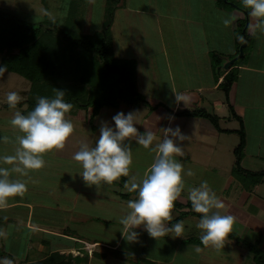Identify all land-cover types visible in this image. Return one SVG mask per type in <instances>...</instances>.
Wrapping results in <instances>:
<instances>
[{
	"label": "rangeland",
	"instance_id": "1",
	"mask_svg": "<svg viewBox=\"0 0 264 264\" xmlns=\"http://www.w3.org/2000/svg\"><path fill=\"white\" fill-rule=\"evenodd\" d=\"M204 1L207 0H128L127 7L125 6L123 9H120L118 5H115L114 7L115 11L117 8L118 9L116 12H113L114 24L110 27L109 31L110 37H112V51L114 55L118 58L123 57L134 60L137 75L136 77L139 79L140 85L138 84V86L140 87L141 93L145 95L147 99L149 98L154 100L156 98H160L164 100V102L162 101L161 103L166 105L168 109H171V106L173 105V101L171 100L173 88L178 91L182 88H188V73H191L192 75L194 72L203 73V67L205 68L209 62V66H211V68L209 66L207 67L211 69L215 79L218 80L214 74L212 66V64L217 65L218 59L214 60V58L211 57L212 54L216 52H207L208 50H206V52L204 51L207 48L206 43L209 41L208 38L204 37L202 33L204 25L209 24V27L212 25L213 27L216 26L213 31H217L219 36L222 38L230 33H233V35L242 33L245 28L246 34L253 35L255 33L253 40L244 48L246 52L245 58L240 60L239 63L247 62L248 59L253 56V53L255 52L254 46L256 39L259 37L260 33L263 32L260 27H255V29L250 28V24L256 23L254 17L249 16L247 20V18L244 17L243 12L233 6V2L241 3V5H243L242 0H229V2L233 5H224L226 9L228 8L227 11L230 14L229 16L233 18V22H231L232 24L229 23L228 25L223 24L221 19L216 18L217 15L215 13L211 12L210 15V11L208 10L212 5L206 3L205 9ZM210 1V3L213 4H216L217 2V0ZM44 2L45 6L41 4L42 2L40 3V0H0V6L3 8H13V10L16 9L17 14L25 17L26 21L29 23H38L42 19L40 14H43L45 11L48 16L58 19L56 23H58L59 27L61 25L63 27L64 24L67 23L68 13L70 11L72 12L76 7L77 11H75L74 14L77 13V18H79L78 25H81L79 30L84 33L85 31H88L91 34H94L96 31H100L105 20H107L108 17L112 15V13H109L108 11L110 8L108 7L109 3L112 4V1L110 0H44ZM118 3L124 4V0H120ZM136 9H142L143 12L135 13L134 11ZM225 16L227 17V13H225ZM212 20L214 23H212ZM73 25L74 21L72 23V26ZM235 47L237 52V43L235 44ZM220 60L221 61H219V65L221 72L226 71L224 68L226 62H224L222 59ZM260 85L261 83H258L256 87H259ZM28 87V80L24 79L20 75L7 71L0 73V118L10 119V117L16 111H20L22 113V110L19 108L8 109L7 106L2 104H8L6 95L9 91L17 92L20 96L19 101L23 100V91ZM221 89L218 90V92L221 93L223 100L226 102V110H224L223 113L220 112L218 115L226 116V118L219 119V124L222 128L240 129V122L232 115V111L228 105L230 102L226 100L225 92ZM215 92H217V90H215ZM255 92L256 89H252L250 91L245 81L242 80L238 86L237 96H241L240 98H246L250 97L249 94L251 93L257 98L254 101L257 104L260 93L255 94ZM247 104L253 106V102H251V100L250 102H247ZM127 106L128 105H124V103H122L118 110L104 109V113H102V115L99 113L100 122L107 121L112 123L111 117L116 112H129L131 110L128 109ZM73 109L74 110L71 113L66 114L67 117H72L73 119H67L74 120L79 119V117H81V120H83V117H87L88 119L87 114L90 109L89 111H82V108L76 106H73ZM253 110V108H249L247 106H239L238 108L240 113H243L245 117H248L247 125L250 131L255 127V123H252L249 119V117L252 118L254 115L252 113ZM134 122L135 126H137L138 121L135 119ZM92 125H96V121H94V119L92 121ZM97 127L98 129H93V133H95V135H98L99 133V126ZM238 134V132L230 134L225 133L224 135L222 134V139L220 138L218 141L212 140V143L205 144L204 142L197 143V141L195 143H188V130L183 131L184 137L182 139L184 140H175V142L181 147V153L176 155L175 159L181 162L183 169H190L192 174L183 176L185 189L177 197V201L183 204L189 201L187 199V189L200 184L203 176L205 175V169L209 170L210 172L216 171L220 175H224L227 179H229L225 188L219 184L216 185L214 190L212 188L217 197L222 195V197L218 198L223 202V207L221 209H212V211H219L221 214H231L234 217V223L231 231L249 243H254L258 240L257 232L260 231V234H258L261 238L259 246L264 250V176H261L259 177L260 179H258L253 175H246L247 173H241L237 171L238 169L236 168L237 158L235 149L237 148V145L240 141ZM253 134L254 132H252V135ZM10 135L11 131L0 129V152L6 151V155H10L12 153L10 147L5 145L7 144L6 141L9 140ZM195 135L197 136L198 133H195ZM134 140L135 139L133 138H126L125 140V143L131 150L132 162L129 166V173L127 175L128 184L122 189L121 187L119 188L123 194H129L128 188L133 179L138 181L144 175V171L149 170V166L153 161L152 157L154 155V151H156V149L153 147H150L149 149L145 147L142 148L138 146V144L136 145ZM199 140H201L200 136L198 137V141ZM259 143L260 142L258 141L252 143V148L250 147V151H255L257 145L259 146L261 144ZM94 144L95 142L93 143V146ZM207 148L209 150H206ZM72 151L74 150L69 148L64 155L67 154L68 156H72L75 152ZM50 152L56 153V149L54 148L49 150L48 153ZM260 153L264 154V151H261ZM181 158H186V160L182 161ZM187 159H191L192 161L188 162ZM68 164L73 165V167L76 166L71 161L68 162ZM0 165L4 166L3 162H1ZM241 167L252 169L254 172L263 171L264 162L263 160H259V158L255 159L248 149V156L242 159ZM71 176H74V174ZM119 180L123 181L120 177ZM129 180L131 182H129ZM60 182L61 181H59V183ZM68 184L75 187L77 184L80 185V181L75 183L72 181ZM54 185L55 184L50 185L51 187L48 191H50V193L54 192V194L57 196L56 192L59 186L55 187ZM61 185L65 186L67 183L61 182ZM70 186L68 185L70 191H74L72 186ZM64 188H66V186ZM104 189L107 188L102 184L99 186L98 193H101V191ZM107 192L108 190L104 191V193ZM84 195H78L77 197V201H80V206L86 208L90 206V212L93 214L96 212L97 216H104L103 218L106 217L108 219L110 217L119 219L128 210L127 205H125L126 203L122 199L123 197L121 195L118 197L113 195L114 198L112 195L106 197V199H113L110 201H103L100 195L96 196L95 198ZM53 200L55 204L58 203L56 201V197H54ZM108 210L110 211L107 212ZM175 210H171V217H173L172 219L178 215L176 214ZM188 211L191 213H196L192 208H188ZM50 215L57 216V214L53 212H49L48 216ZM83 215L85 218L87 217L84 221H87L89 215ZM83 215L81 213H69V218L66 217L62 219V214L59 213L58 218L61 217V222H65L64 224L61 223L63 227H70L71 229L76 230L74 224H78V219H82L81 217ZM40 217L41 216L39 213H34V223L39 224L38 220H40ZM196 217L197 216L193 214L189 215L188 229L184 227V231L181 233V236H176L174 232H168L166 235L169 237H180L181 239H185V236H188V238L200 240L199 236L201 234V230L196 228V223L198 222L199 218ZM240 217H242V219ZM172 219L167 222L168 225H170V221ZM247 219L248 222H246ZM50 221L51 216L47 220V223L43 224V226L49 228L50 224H48V222L51 223ZM24 224L25 219L23 223L18 222L17 228L20 229ZM90 224L91 225L89 226L95 227L96 235L93 234V236H96V239L103 240L105 237V235L102 234L103 225L97 222H90ZM5 227L6 223L0 222L2 233L6 231ZM190 227L194 228L189 229ZM186 230H188L187 235H185ZM109 231V233H112L115 237V231L113 229H110ZM2 233H0V242L3 241L4 238L6 240V237H4V235L2 236ZM42 235L45 238L47 236L46 239L52 242L51 236H45L43 233ZM102 235L104 237H102ZM141 236L147 237V234ZM113 239L114 238L109 236V241L107 239L106 243H112ZM75 245L79 246L81 251L83 250L81 243H75ZM27 246H29V244H18L16 248L22 251ZM196 247L197 246H188V244L185 247H182V249L186 250L182 252L185 254V258L178 257L176 262L169 260V264H254L253 254L250 252V250L244 244H239L236 241L234 242L225 240L222 249L223 254L219 255L218 259L211 256H207L206 260L200 257L197 259L195 256V251H193L196 249ZM198 247L200 249V246ZM97 249L98 251H103L105 249L104 252H107V258L105 262H108V264H128V262L125 263L124 260L114 259L110 255L108 249L102 247L101 245H99ZM26 251L29 252L30 255H36V251L32 248H28ZM1 255L3 254L1 253ZM139 258H136L139 259L138 264H147L145 259L141 258V256ZM128 261L135 262V258H129ZM39 262L40 261L36 262L35 264H39ZM20 263L27 264V261H20Z\"/></svg>",
	"mask_w": 264,
	"mask_h": 264
},
{
	"label": "crops",
	"instance_id": "2",
	"mask_svg": "<svg viewBox=\"0 0 264 264\" xmlns=\"http://www.w3.org/2000/svg\"><path fill=\"white\" fill-rule=\"evenodd\" d=\"M210 2H211L210 0L204 1L205 9H206V3L212 5L211 7H209L210 9L208 10L210 11L209 13L210 15L211 12L215 13L217 15L216 18L221 19L222 21L225 18L231 17L229 16L230 14L227 10L219 8L216 6V4ZM40 3L45 6V2L43 0H40ZM119 4H117L118 7L120 9L121 8L123 9V7L128 6V0H124V4L123 3H119ZM5 9L7 10L9 9V11L17 13L16 9L13 10V8H6V7ZM134 12L142 13L143 11L142 9L141 10L136 9ZM70 13L72 14V12L70 11L67 17L69 16ZM225 13H227V17L225 16ZM45 14L46 12L44 11L43 14L40 15L43 18ZM49 17L50 19H54V17L51 16ZM256 19L257 18H254L255 21ZM232 22H233V18H232ZM212 23H214L213 20ZM113 24H114V20H113ZM208 25L207 24L204 25L202 29L203 36L207 37L209 40L206 43L207 48L204 51L205 52L206 50H208L207 52L215 51L216 53L221 54L222 55L221 59L224 62H226V60L230 59L229 57L231 55L236 53L235 44L238 41L236 35L230 33L224 36V38H222L219 36L217 31H213V29L216 28V26L213 27L212 25L211 27H209ZM85 33L91 34L88 31H85ZM254 47H255V52L253 53V56L250 59H248L247 62L240 63L234 66L237 72V77L230 89L228 100L227 99L226 100L231 103V104L228 103V105H232L236 114L243 120L244 130L246 134V146H245L243 159L248 156V149H249V152H251L252 156L255 159L259 158V160H263L264 162V154L260 153L261 151H264V115H263L264 113V31L260 33L259 37H257ZM207 66H209V62L207 63L205 68L203 67V73L194 72L193 75L191 73H188V88H182L179 91L173 88V93L171 95V100L173 101V105L171 106V109L170 108L168 109L166 105L162 104L161 102L162 101L164 102V100L160 98L158 99L156 98L154 100L149 98L147 99V97L141 93L140 87L138 86L139 79H137L136 77L138 91L147 99L148 104L142 103L137 105H129L124 103V105H128L127 107L128 109H131L130 111L136 112L135 119L138 121V125L135 127L138 129L139 132L142 133L146 129H150L151 131L154 132V140L152 144L149 146V148L153 147L155 149V145L158 144L159 141L165 135L164 132L165 128L175 129L176 127H179L182 135L184 130H188V143H195L197 141V143L204 142L205 144L212 143L211 142L212 140L218 141L221 137H223L225 133L227 134H230L232 132L235 133V130H238L237 128L236 129L222 128L219 123H218L219 124V130H218L207 118L176 115L177 112L182 110H197L203 108L207 110L208 113L217 115L219 119L226 118V116L218 115L220 114V112L223 113V111L226 110V102L225 100H223L221 93L218 92V90L221 89L220 83L223 81V76L225 73L222 76L218 77V80H216L213 75V72H211L210 69L211 66H209L210 68ZM242 80L245 81L250 91L252 89H256L255 94L260 93V97L258 98L259 101L257 102V104L256 102H254L255 99L257 98L254 97L251 93L249 94L250 97H246V98H240L241 96L240 97L237 96L238 86ZM258 83H261V85L259 87L258 86L256 87ZM29 89H30V83H29V87L23 91L24 94L23 100L17 102L14 106H10L9 104H2V105L7 106L8 109L19 108L22 110V114H23V111L27 108L25 99L27 96L26 93L28 92ZM215 90H217V92H215ZM176 95H179L182 98V100L177 101ZM250 100L251 102H253L254 107L251 106L250 104H247V102H250ZM121 104L122 103H120V105L116 108H112V107L101 108L98 114L96 115V117H94V121H96V125H92V122H90L89 120L91 109L90 111L89 109L87 110L89 111L88 114L86 113L88 115V119L87 117H83V120H81V117H79V119L71 120L73 122V132L66 139L63 148L56 149V153L54 152L44 153L43 158L45 164L40 169L27 170L24 176H20L18 172H12V171L9 172L10 178L22 179L26 184V189L24 193L21 195L9 197L7 203L4 206H0V222L6 223V227H5L6 231L4 233H2V228H0V233H2V236L4 235V237H6V240L4 238V240L0 242L1 244L0 254L2 253L4 256H7L15 261H18L19 264H22L20 263V261L21 262L27 261V264H35L36 262L45 259L48 255H50L53 252H59L65 255L71 254L73 256L79 255L80 257L88 253L87 264H108V262H105L107 258L106 257L107 252H104L105 249L103 251H98L99 248L97 249V247L101 245L102 247L108 249L110 255L114 259L124 260L125 263L128 262V264H138L140 256L141 258L145 259L147 264H156V263L169 264V260L176 262L178 257L185 258L184 256L185 254L182 252L186 250L182 249V247H185L187 244L188 246H200L195 244L194 242L191 241L188 242L189 240H191V238H188V236H185L186 237L185 239H181L180 237L176 238V236L169 237L166 234L156 238L151 237L148 235V233H146L147 231H145L143 226H138L136 228V231L138 232V238L135 241H127L121 235L120 230L122 229V225L120 224L119 219H115L111 217L108 219L106 217L103 218L104 216H99V215L97 216L96 212L94 214L90 212L89 210L91 209L90 206L87 208L81 207L79 203L80 201H77L78 195L83 196L84 194H85L84 196H89V197L92 196L94 198L100 195L103 201L113 200L112 198L106 199V197H109L111 195L112 197L113 195L116 197L121 195L123 197L122 199L126 203L125 205H127V201L129 199L135 198L134 192L130 193L129 191V194L126 193L123 194L119 189L120 187L122 189L124 186H127L128 176L127 177L123 176L126 178L125 180L126 182L120 181L119 178H117L110 184L100 183L101 185L103 184L107 188L102 191L100 190L102 193L101 194L98 193L99 186L101 185L100 184L90 185V186L86 185L78 174L82 170L79 162L73 160L72 156L70 155L69 156L67 154L64 155L67 149L69 148H71V150L77 151L79 149V144L81 141H85L90 146H93V143L96 141V138L99 135V133L98 135H95V133H93V129L95 128L98 129L97 126H100L101 124L99 113H101L102 115V113H104V109L118 110ZM73 106L74 105H72L71 109L66 114H69L74 110ZM239 106H245V107L247 106L249 108L254 109L252 111V113L254 114L253 117L252 118L249 117L251 122L255 123V127L252 128L251 131L250 129H248V125H247L248 117H245L243 113H240L238 111ZM82 111L84 110L82 109ZM12 116L10 117V119L0 118V129L5 131H11L9 140H7L6 141L7 144H5L10 147L12 152L11 154L14 153L16 147L18 146L16 142V137L18 135H22V133H19L18 130L15 129L10 124V120ZM66 118L73 119L72 117H67V116ZM228 131H232V132H228ZM252 132H254L253 135ZM195 133H198V135L196 136ZM199 136L201 137V140L198 141ZM173 139L175 141L177 138H173ZM179 140L181 141L184 139H179ZM254 140L260 142L261 144L259 143L260 145L259 146L257 145L255 151H250V147L252 148V143H255ZM134 141L136 143V140ZM138 146L144 148L142 145H138ZM206 150L209 149L207 148ZM6 153H7L6 151L0 152V155H6ZM155 155H156V151H154V155L152 157L153 159ZM181 160L185 161L186 158H181ZM187 160L188 162L192 161L191 159H187ZM70 161L73 162L76 166L73 167V165L68 164V162ZM4 167L11 168V165L4 164ZM243 169H247L249 171L254 172V170L252 169H248V168H243ZM146 171L147 170L144 171V174L146 173ZM204 173L205 175L203 176L202 180L207 181L208 185L210 186L211 189L213 188V190L218 184L225 188V186L229 181V179H227L224 175H220L216 171L210 172L209 170L205 169ZM72 174H74V176H71ZM59 181L66 182L67 183V185H65L66 188H64L65 186H62L61 182L59 183ZM72 181L73 183L80 181V185L77 184L76 185L77 187L71 185L74 191H70V188L68 187V185L70 186V184L68 183ZM129 182L131 181L129 180ZM52 184H55L54 185L55 187L59 186L56 192L57 196L54 194V192L50 193V191H48L50 190L51 187L50 185ZM105 190H108V192L104 193ZM54 197L57 198L56 200L58 202L57 204L54 203L53 200ZM218 197H222V195ZM186 203H184V205ZM173 209L175 210V206L173 207ZM109 211L110 210H108L107 212ZM181 211L188 212V208L175 210L176 214H179ZM49 212L56 213L57 216L50 215L51 223L48 222V224H50V227L47 228L44 227L43 224L47 223V220L50 217L48 216ZM34 213H39L41 216L40 220H38L39 224L34 223V219H33ZM59 213L62 214V219L66 217L69 218L68 216L69 213H76V214L81 213L82 215L88 214L89 218L87 221H84L86 220L87 217L85 218L83 215L81 217L82 219H78L79 220L78 224H74L76 230H73L70 227H63L61 225L62 223L61 217L58 218ZM188 217L189 215L181 220L184 222V227H186L187 229H188ZM172 218L173 217H171V219ZM240 218L242 219V217ZM24 219H25V224L22 225L21 227L22 229L20 228L21 229L20 230L17 228L18 222L23 223ZM90 222H94V223L97 222L103 225L102 234L105 235V237L102 235V237H104L103 240L96 239V236H93V234L96 235V231L94 226H89L91 225ZM246 222H248V219ZM64 223L65 222H63L62 224ZM191 227L189 229L194 228ZM110 229H113L115 231L116 233L115 237L113 236L112 233H109ZM187 232L188 230H186L185 235L188 234ZM42 233L45 236L46 235L51 236L52 242L47 240L46 239L47 236L45 238L42 235ZM257 233L260 234V231H258ZM145 234H147V237L141 236ZM109 236L111 238H114L112 243H106L107 239L109 241ZM227 240L235 242V240L226 239V241ZM75 243L76 244L81 243L83 246V250L81 251V248L75 245ZM18 244L20 245L29 244V246H27L24 250L20 251L16 248ZM28 248L34 249L36 251V255H30L29 252L26 251ZM222 249L223 246L215 247L211 243H208V244H204L203 246H200L199 251L196 250L193 251H195V256L197 259L200 257L206 260L207 256H211L213 258L218 259L219 255L223 254ZM122 253L130 254V256L135 258V262L128 261L129 257L125 255H121ZM132 257L130 258L132 259ZM137 257L139 259H136Z\"/></svg>",
	"mask_w": 264,
	"mask_h": 264
},
{
	"label": "clouds",
	"instance_id": "3",
	"mask_svg": "<svg viewBox=\"0 0 264 264\" xmlns=\"http://www.w3.org/2000/svg\"><path fill=\"white\" fill-rule=\"evenodd\" d=\"M242 3L249 10L248 14L257 18L256 23L249 27H260L264 31V0H242ZM222 22L228 25L232 18H225ZM5 68V65H0V73ZM64 95L63 91L56 90L53 97L39 96L34 107L26 114L20 111L13 114L10 124L22 135L16 137L18 146L13 154L0 155V162L11 165V168L0 166V206H4L9 197L21 195L26 189L24 181L10 178L9 172L24 176L27 170L40 169L45 164L43 154L54 148H63L73 132V123L65 115L72 105L64 100ZM6 100L10 106H14L20 96L15 91H9ZM176 100L181 101L182 98L176 95ZM135 114V111L116 112L111 117L112 123L101 122L94 146L80 142L72 159L79 162L82 170L78 174L86 185L110 184L120 176L128 175L132 156L125 143L126 138H135L136 143L145 148L152 144L154 132L150 129L139 132L135 127ZM164 132L163 138L155 145L156 155L149 170L138 181L133 179L129 185L128 190L135 193V198L127 201L128 210L119 218L121 235L127 241L138 238V226H143L148 235L154 238L168 232L181 236L184 231L183 221L170 226L167 222L171 219L174 202L185 189L183 176L192 172L183 169L181 162L175 159L181 153V147L173 138L184 137L179 127L165 128ZM187 199L191 202V208L201 214L196 223V228L201 230V243L222 247L232 230L234 217L212 211L221 209L223 202L205 180L187 189ZM195 250L200 249L197 246ZM7 264H11V261Z\"/></svg>",
	"mask_w": 264,
	"mask_h": 264
},
{
	"label": "trees",
	"instance_id": "4",
	"mask_svg": "<svg viewBox=\"0 0 264 264\" xmlns=\"http://www.w3.org/2000/svg\"><path fill=\"white\" fill-rule=\"evenodd\" d=\"M110 1L112 4L109 3L108 11L112 15L105 20L102 29L94 34L79 30L81 28V25H78L79 18H76L77 13L74 14L77 8H74L72 14H69L67 23L63 27L62 25L59 27L56 23L58 19H50L48 14H45L38 23H29L25 17L0 6V65H5V71L17 73L30 83V89L26 93L25 99L27 108L23 114L34 107L39 96L53 97L56 90L63 91L65 93L64 100L71 105L83 110L91 109L90 122L103 107L116 108L120 103L129 105L148 104V101L138 91L135 61L129 58H118L112 51V37H110L109 31L114 20V7L119 4L120 0ZM233 4L229 0H217L216 2L217 7L225 10L228 8L226 9L224 5H233L242 11L248 20L249 11L241 3L233 2ZM73 21L74 25L72 26ZM254 36L255 33L253 35L246 34L247 45ZM236 38L238 49L235 54L229 57L230 59L239 53V47L243 41V31L237 33ZM245 55L244 49L243 56L237 59L230 69L223 72H221L219 65L222 55L213 53L211 56L214 60L218 59L217 65L212 64L216 77L218 78L225 73L220 87L225 92L227 100L232 84L237 77L234 66L240 64L239 61L244 59ZM229 107L234 118L240 122V129L235 130L239 133L240 139L235 149L237 171L260 179L259 177L264 176V170L253 172L241 167L246 146V134L243 120L236 114L232 105ZM176 115L207 118L219 130L218 116L208 113L203 108L182 110ZM120 178L123 181L126 180L123 176ZM174 206L176 209H191V202L184 205L176 200ZM190 214L197 217L201 215L200 213L181 211L170 221V225L181 221ZM257 238L258 240L254 243H249L231 231L226 239L244 244L253 254L254 264H264V250L259 246L260 235H257ZM190 241L200 246L204 245L200 240L191 238L188 242ZM121 255L132 257L128 253ZM87 263L88 253L80 257L79 255H65L59 252H53L39 262V264Z\"/></svg>",
	"mask_w": 264,
	"mask_h": 264
},
{
	"label": "water",
	"instance_id": "5",
	"mask_svg": "<svg viewBox=\"0 0 264 264\" xmlns=\"http://www.w3.org/2000/svg\"><path fill=\"white\" fill-rule=\"evenodd\" d=\"M246 46H247V38H246V28H245V29L243 30V41H242V43H241V45H240V48H239V54H238L236 57L232 58V59L226 60V64H225V66H224V68H225L226 70L230 69L231 66L234 64V62H235L237 59H239V58H241V57L243 56V54H244V48H245Z\"/></svg>",
	"mask_w": 264,
	"mask_h": 264
},
{
	"label": "built area",
	"instance_id": "6",
	"mask_svg": "<svg viewBox=\"0 0 264 264\" xmlns=\"http://www.w3.org/2000/svg\"><path fill=\"white\" fill-rule=\"evenodd\" d=\"M8 261H11V264H19L18 261H15L7 256L0 254V264H7Z\"/></svg>",
	"mask_w": 264,
	"mask_h": 264
}]
</instances>
